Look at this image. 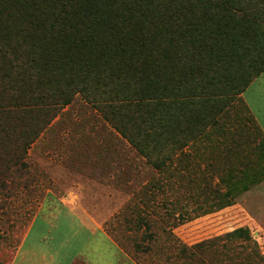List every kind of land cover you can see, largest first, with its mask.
<instances>
[{"label": "trees", "instance_id": "1", "mask_svg": "<svg viewBox=\"0 0 264 264\" xmlns=\"http://www.w3.org/2000/svg\"><path fill=\"white\" fill-rule=\"evenodd\" d=\"M263 72L264 0H0V163L24 157L81 94L144 155L160 156L157 168L165 154L190 158L196 189L206 160L212 195L195 214L237 206L246 227L264 231V131L243 98ZM229 138V155L215 153Z\"/></svg>", "mask_w": 264, "mask_h": 264}, {"label": "rangeland", "instance_id": "2", "mask_svg": "<svg viewBox=\"0 0 264 264\" xmlns=\"http://www.w3.org/2000/svg\"><path fill=\"white\" fill-rule=\"evenodd\" d=\"M235 113L232 107L230 121L237 118ZM247 125L254 126L250 120L244 130ZM230 139L220 148L216 144L214 152L228 156ZM17 143L21 142L9 141L10 145ZM206 144L205 139L201 141L199 152L205 159L211 151L205 152ZM166 155L164 168H157L153 162L160 156L152 160L144 155L92 103L77 94L31 143L24 157L0 163V264L12 263L42 203L58 201L71 189L94 208L89 209L92 213L96 206L109 208L105 228L124 250V264H264V231L260 225L245 226L248 213L244 209L226 205L193 212L199 201L202 208L208 207L205 198L212 195L202 180L206 160L199 159L201 188L196 189L188 181L190 170L184 171L193 163L190 158L170 162ZM223 171H213L211 187ZM194 192L197 198L191 195ZM187 212L192 216L183 219ZM53 214H48L50 224L42 230L45 238L38 244V261L43 260L44 251L64 263L63 259L93 248L94 238L85 246L87 230L75 232V222L66 219L65 210ZM234 232L242 239L236 241ZM138 244L151 249L138 250ZM239 249L252 254L246 258L238 254ZM15 264L34 263H22L20 256Z\"/></svg>", "mask_w": 264, "mask_h": 264}, {"label": "crops", "instance_id": "3", "mask_svg": "<svg viewBox=\"0 0 264 264\" xmlns=\"http://www.w3.org/2000/svg\"><path fill=\"white\" fill-rule=\"evenodd\" d=\"M243 98L264 131V72L248 86L243 93ZM66 194L67 196L59 198L58 201L53 199L52 202L42 203L32 218L11 264H15L20 256L22 263L32 262L34 264H75L77 261L81 264H124V250L113 240L105 228L104 217L109 208L103 205L96 206V212L92 213L89 209L94 208L81 199L78 191L71 189ZM44 209L47 212H44ZM61 209L65 210L66 219L74 220L77 228H75V232L87 230L89 235L84 241V245L87 246L90 238H94V246L92 249L87 248L88 252L83 249V252L75 253L70 260L63 259L64 263L55 261L52 252L44 251L41 254L43 260L40 262L37 258L41 253L39 245L45 238V234L42 235V230L44 226L47 227L50 224L46 218L48 214L54 215L53 213Z\"/></svg>", "mask_w": 264, "mask_h": 264}]
</instances>
